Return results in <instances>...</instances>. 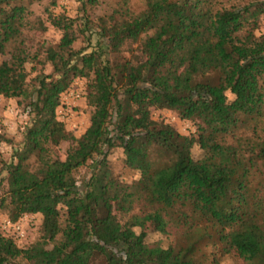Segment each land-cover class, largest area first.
<instances>
[{
  "label": "trees",
  "instance_id": "trees-1",
  "mask_svg": "<svg viewBox=\"0 0 264 264\" xmlns=\"http://www.w3.org/2000/svg\"><path fill=\"white\" fill-rule=\"evenodd\" d=\"M11 1L0 0V55L10 57L0 63V96L32 124L4 167L0 209L10 222L40 220L24 247L0 231V264H219L231 252L264 264V33L253 34L264 0H142L138 10L113 0L94 20L88 11L99 0H78L76 18L44 8L59 37L33 51L22 33L45 26ZM91 28L95 48L73 51ZM13 58L47 62L51 74L27 81ZM76 77L90 112L74 138L55 111ZM152 110L192 122L193 135L151 120ZM113 148L138 181L112 174ZM149 220L174 240L145 243Z\"/></svg>",
  "mask_w": 264,
  "mask_h": 264
},
{
  "label": "rangeland",
  "instance_id": "rangeland-1",
  "mask_svg": "<svg viewBox=\"0 0 264 264\" xmlns=\"http://www.w3.org/2000/svg\"><path fill=\"white\" fill-rule=\"evenodd\" d=\"M142 0H131V5L134 10L141 8ZM11 5H22L32 13V18H40L43 22L45 29L36 32L33 30L23 31L22 39L23 45L28 51H33L39 47V45L53 47L59 37V33L47 24L45 19L44 8H47L52 14H63L68 18H76L80 16L78 12L79 2L78 0H13ZM113 5V0H99L98 4L88 11V17L92 20L95 17L107 15ZM91 30L84 32L79 36L76 41L71 45L73 51H78L80 54L89 53L91 49L95 48L96 36ZM264 33V15L262 16L259 27L253 31L255 37ZM8 55H0V63L9 60ZM15 65H20L27 74V81H31L34 75L42 72L43 74H51V67L46 63H32L20 58H13L11 60ZM73 64L78 66V61H74ZM86 81L82 78H73L68 87L64 91H77L79 94L77 99L67 100L69 109L68 115L65 117V121L62 122L66 131L72 134V137L76 138L81 135L88 126V117L90 109L84 103V86ZM63 91V92H64ZM63 93L59 95L61 97ZM225 98L231 100V95L225 93ZM64 109V107H63ZM58 107L56 108V111ZM150 117L153 121H160L169 125L178 134L182 136L193 135L195 126L192 122L180 120L175 113L168 110H152L150 111ZM57 118V117H56ZM32 124V117L27 113V110L23 106L16 103L14 99H4L0 96V181L5 176L4 167L12 160V149L18 147L21 135ZM64 144H61L56 149V155L62 160ZM199 153L196 148L191 149L193 158H197ZM107 160L112 174L123 183H132L139 180V174L124 165V154H122L119 148H113L107 153ZM87 174L85 170H80L77 176L76 185L77 190L81 191L83 188L82 179L86 178ZM4 187V186H3ZM2 185L0 186V195L3 191ZM26 217L23 226V238L19 241L15 240L16 246H26L35 240L38 236L39 216L23 215ZM7 219V216L3 209H0V231L5 236H10V232L1 229L2 220ZM8 220V219H7ZM144 232L146 238L145 243H156L161 247L170 244L174 239L172 236H165L155 231V222L149 220L144 225ZM207 251L206 249L204 250ZM219 264H244L234 252L230 255H226L219 260Z\"/></svg>",
  "mask_w": 264,
  "mask_h": 264
},
{
  "label": "built area",
  "instance_id": "built-area-1",
  "mask_svg": "<svg viewBox=\"0 0 264 264\" xmlns=\"http://www.w3.org/2000/svg\"><path fill=\"white\" fill-rule=\"evenodd\" d=\"M63 94L61 97H58V110L55 111L56 113V119L60 121L61 123L65 121V117L69 113V109H67V100L69 99H77L79 94L77 91H64L62 92ZM64 107V109H63ZM26 217L19 218L15 222H10L7 219L2 220L1 222V229L7 232H10V236H13L17 241L21 240L23 238V226H24V221Z\"/></svg>",
  "mask_w": 264,
  "mask_h": 264
}]
</instances>
